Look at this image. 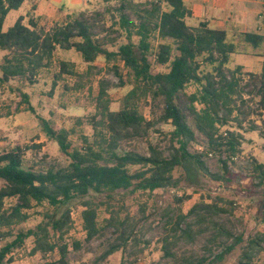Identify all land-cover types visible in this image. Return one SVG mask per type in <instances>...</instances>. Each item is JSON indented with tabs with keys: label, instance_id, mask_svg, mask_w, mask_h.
Segmentation results:
<instances>
[{
	"label": "trees",
	"instance_id": "16d2710c",
	"mask_svg": "<svg viewBox=\"0 0 264 264\" xmlns=\"http://www.w3.org/2000/svg\"><path fill=\"white\" fill-rule=\"evenodd\" d=\"M118 1L119 29L115 33L118 36L125 33L127 43L111 51L107 46L116 44L118 36L99 37L95 23L86 13L69 14L65 22H57L50 29L40 26L33 17L26 24L25 17L20 16L6 30L8 15L19 10L25 0H0V50L8 52L0 66L1 83L15 78L35 83L40 72L53 65L58 48L77 51L88 67L80 73L75 63L60 62L54 76L55 86L71 76L78 79L77 88H84V81L90 82L103 72L95 64L101 56L108 65L112 64L110 69L119 78L117 85L105 78L99 81L96 114L91 119L95 140L82 136L83 144L74 145L69 130L44 121L49 138L69 158L67 166L46 171L26 169L28 147L17 146L0 154L3 182L0 240L7 241L0 248V264L13 263L14 251L23 248L31 237L34 239L32 255L59 253V259L44 264H71L65 237L72 229L71 208L81 199L86 207L83 219L88 242L106 237L112 229L119 233L117 242L111 243L94 262L101 264L121 251L134 235L135 229L129 228L127 218L123 219L111 203L116 192L152 195L158 189H176L181 180L175 172L186 162L200 174H210L204 161L209 154L219 156L224 169L222 177L227 178L231 175L228 161L242 151L243 136L231 131L223 134L221 128L232 122L241 126L255 109L249 105L251 98L249 101L244 98L243 66L231 69L230 64L241 47L236 42L238 38L259 48L264 44V35L253 32L232 35L226 30L211 28L206 22L191 26L187 18L192 16V11L184 0ZM122 67L127 70L126 76L122 75ZM249 76L256 81L254 98H259V105L264 108V68L261 74ZM127 83L132 89L125 95L122 108L111 110L109 91ZM193 85L197 90L188 98L195 127L177 102L179 94ZM142 103L150 106V117L140 110ZM161 123L174 127L167 148L150 144L147 155L135 150L119 152L123 143L147 138ZM199 138L205 143L203 151L191 152L190 148ZM225 155L227 159L223 160ZM254 169L259 185H263L264 163L255 161ZM105 193H108L107 199L97 203ZM190 198H177V203L180 205ZM10 199H15V203L6 208V200ZM46 202L53 209L46 215L47 221L35 229L20 227L30 218L29 210ZM101 205H106L107 217L99 222ZM170 211L165 218V226L169 225L170 229L163 234L162 243L164 259L172 264H219L243 241L242 236H236L218 221L227 209L216 204L203 200L187 213L180 207ZM206 234L210 245H206L205 254L178 251L182 244H193ZM215 244H221L219 254L213 251ZM261 252H264V234H257L248 240L239 264H259L257 257Z\"/></svg>",
	"mask_w": 264,
	"mask_h": 264
},
{
	"label": "rangeland",
	"instance_id": "374dc122",
	"mask_svg": "<svg viewBox=\"0 0 264 264\" xmlns=\"http://www.w3.org/2000/svg\"><path fill=\"white\" fill-rule=\"evenodd\" d=\"M146 0H135L144 2ZM69 3L76 11L74 16L86 13L87 17L96 25V33L99 37L118 36L120 13L118 11V0H63ZM61 7V6H60ZM126 13L135 20L130 11ZM17 11L8 15L4 28L7 30L15 22ZM29 15V14H28ZM67 20L62 14L59 23ZM28 23V19L25 21ZM54 22L43 21L40 26L50 29ZM127 43V36L121 33L114 45L107 48L111 51L118 50L119 46ZM243 43V41H242ZM254 51V50H253ZM243 52V53H240ZM252 52L240 47L239 53L233 55L230 64L231 69L243 66L242 87L244 98L249 101L255 111L242 121V127L238 122H232L221 128L225 134L227 131L237 132L243 136L241 153L231 161L229 169L231 175L223 178V165L219 156L209 154L204 161L210 172L203 175L189 163L186 162L175 172L181 183L178 188L158 189L152 195L141 193H130L120 190L116 192L111 200L115 210L120 212L123 219L127 218L129 228H134L133 237L122 247V250L111 255L101 264H172L164 259L163 234L170 229L165 226V218L170 210L180 207L184 213L200 201L209 204H216L220 208L227 209L222 213L218 221L226 228L234 232L236 236H242L243 241L236 246L235 250L225 257L219 264H239L242 251L248 240L257 234H264V184L259 185L256 178L254 162L264 163V108L259 105V98H254V86L256 81L249 74H261L263 64ZM7 51L0 50V66ZM240 54H246L241 56ZM244 58V59H242ZM68 61L76 64V70L83 73L88 65L84 62L81 54L75 50H62L58 48L55 52L53 65L43 69L35 83L27 82L19 78L11 79L6 83L0 82V154L9 151L17 146L30 148L26 152L24 167L35 171L48 170L67 166L69 158L61 151L59 144L50 139L44 128V121L58 125L60 128L71 132L70 140L74 145L83 144L82 136H87L91 141L95 140V129L92 125V117L96 114V98L99 92V81L101 78L108 79L119 84V78L108 65L105 57L101 56L96 61L103 72L93 77L91 81H84V88H77L78 79L67 76L54 85V76L59 70L60 62ZM248 63V66L245 65ZM253 62V64L251 63ZM123 66V65H121ZM127 70L122 67V75L126 76ZM2 75L0 68V76ZM132 89L127 83L123 87H113L109 93L111 98V110L118 111L123 106L125 95ZM197 90L195 85L190 86L186 91L181 92L177 102L183 112L187 115L190 124L195 127L193 115L189 109L188 96ZM27 95V97L25 96ZM140 110L145 116L150 117V106L146 103L140 105ZM237 116V115H236ZM242 118V117H239ZM174 127L168 123H161L152 129L147 138L137 139L130 143H123L119 151L124 153L135 150L140 154L147 155L150 144L158 145L161 148L169 146V136ZM205 143L199 138L191 148L203 151ZM227 159L225 155L223 160ZM136 169V168H134ZM3 182L0 180V187ZM108 193L97 199V203L104 202ZM190 196L189 200L182 204L177 203V198ZM83 199L78 200L71 208L72 229L66 235L65 240L69 244L71 264H94L111 243L117 242L119 233L113 229L104 238L87 241V232L84 227L83 211L86 209ZM15 203V199L6 200V208ZM53 212L52 207L46 202L36 205L28 211L30 218L20 227L35 229L40 223L47 221L46 215ZM107 217L106 205H101L99 210V222ZM209 234L199 238L195 243L182 244L178 251L197 252L205 254L207 251ZM10 238L9 240H13ZM7 241L0 240V248ZM79 244L76 248L75 244ZM210 245V244H209ZM221 244L212 246L215 254H219ZM34 247L33 237L27 239L25 246L17 249L12 254L14 262L11 264H44L47 261L59 259L56 251L48 255L37 253L32 255ZM259 264H264V252L257 257Z\"/></svg>",
	"mask_w": 264,
	"mask_h": 264
},
{
	"label": "crops",
	"instance_id": "0c3cea01",
	"mask_svg": "<svg viewBox=\"0 0 264 264\" xmlns=\"http://www.w3.org/2000/svg\"><path fill=\"white\" fill-rule=\"evenodd\" d=\"M184 2L192 11V16L187 18V23L191 26L206 22L211 28L226 30L232 35L247 32L264 35V0H184ZM16 11L18 15L14 18L15 21L20 16H24L25 21L33 17L39 24L43 21L55 24L62 14L67 17L69 14L82 10L76 11L69 3H63V0H25L23 6ZM242 41V38H238L236 42L252 52L251 54L258 58L256 61H261L263 64L261 68L263 69L264 44L259 48H254ZM240 55L246 56V54ZM245 65L248 66V63L245 62Z\"/></svg>",
	"mask_w": 264,
	"mask_h": 264
},
{
	"label": "built area",
	"instance_id": "2783aa9c",
	"mask_svg": "<svg viewBox=\"0 0 264 264\" xmlns=\"http://www.w3.org/2000/svg\"><path fill=\"white\" fill-rule=\"evenodd\" d=\"M86 1H91V0H86Z\"/></svg>",
	"mask_w": 264,
	"mask_h": 264
}]
</instances>
